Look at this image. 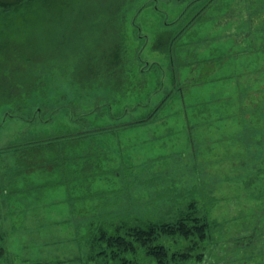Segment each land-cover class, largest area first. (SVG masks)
Wrapping results in <instances>:
<instances>
[{
  "label": "rangeland",
  "instance_id": "1",
  "mask_svg": "<svg viewBox=\"0 0 264 264\" xmlns=\"http://www.w3.org/2000/svg\"><path fill=\"white\" fill-rule=\"evenodd\" d=\"M53 1L22 7L26 17L0 6V80L13 67L20 87L41 88L15 117L0 108V264H106L89 246L101 219L113 234L111 212L175 222L191 204L209 224L194 252L205 257L178 264H264V0ZM151 93L149 107L113 118ZM165 93L171 105L157 121L95 134L94 146L91 137L55 143L58 154L38 152L31 166L12 150L131 121ZM182 102L209 103L189 107L192 130ZM105 103L113 115L106 106L81 117ZM95 147L114 161L101 154L100 175L68 180L73 156ZM129 166L139 176H114ZM136 257L154 263L142 249Z\"/></svg>",
  "mask_w": 264,
  "mask_h": 264
},
{
  "label": "trees",
  "instance_id": "2",
  "mask_svg": "<svg viewBox=\"0 0 264 264\" xmlns=\"http://www.w3.org/2000/svg\"><path fill=\"white\" fill-rule=\"evenodd\" d=\"M129 1L130 0H124L126 6L128 5ZM55 3H57V1H53V0H0L1 7L14 6L15 10H12L11 12H13L12 15H15L17 17L18 16L26 17L27 15L32 13V12H28L30 11V8L22 9V7L31 5L32 7H42L44 9L45 7L48 8L51 6H55L56 5ZM185 32L186 29L183 31L182 34H185ZM170 56H173V52L169 53V57ZM183 59L186 60L187 59L186 56ZM11 69L13 70L11 72L5 71L7 75L10 73L11 77L9 78L7 77L6 79L2 78L0 80V93L5 94V96L7 97L0 100V108L4 107L5 111H8L7 112L8 116L15 117L21 108L28 106V102L23 101V99L28 97V95L30 96L38 93L39 91H41V88L38 83H35L28 90H25L23 87H20V85L26 84L27 82L21 83V82L13 81L12 77H14V73L17 71V69L13 67H11ZM15 69L16 71H14ZM1 70L3 69H0V72ZM85 75L86 74L82 72V77L80 78L84 79L86 77ZM25 76L26 77L25 78L23 77L22 79L23 80L28 79L29 82L30 78L27 77V75ZM18 79L20 80V78ZM108 85H111L108 86L110 87L111 91H116V92L121 91V93L125 94V92L122 91L121 88L119 89L118 86L117 89L115 90L113 84H109L108 82ZM82 89L87 90L88 87L84 85L82 86ZM175 91H173V93ZM177 91L179 90L177 89ZM180 92H182V90H180ZM7 95H12V98L11 99L8 98ZM148 97L149 98L146 102H140L137 100L135 102H132L131 104L127 103L126 106L124 107L125 109H123L121 112H118L119 113L118 116L116 117L113 116V118L117 120L125 116L128 112H133L136 110L142 111L144 108L149 107L153 103V100L151 98L152 93ZM174 97L177 98L178 95L177 96L174 95ZM180 97L182 99L183 94ZM170 99L171 97H168V94L165 93L153 105L154 107L149 113L142 114L140 117L122 124H112L105 127H98L91 130H85L73 134H67L52 139L23 143L21 145H16L13 146V148L12 147L11 148L14 151L17 150L23 151L22 154L23 153L24 154L20 160L26 164L31 162L28 165L31 166L32 162H34L32 160L34 158L36 160L37 159L36 157L40 155L38 152H43L44 154H49L51 156L58 154L62 146L60 144L59 147H56L53 145L55 143L68 141L69 144V142L71 141V142H79L77 144L81 145L83 141H79L78 139H85L86 137L88 138L91 137V139H89L88 142H91L92 145L94 146V141H95L94 137L99 133L102 132L113 133L120 128L139 127L150 123L152 120L155 122L157 121L159 114L163 112L167 107H169V105H171L169 102ZM208 104L209 103L206 102L196 105H187L185 104V102L184 103L182 102L181 105L183 106L184 113L186 114L184 118L185 119L184 127L188 128V130L194 129L193 124H190V120H189L190 116H188L187 113L190 106L193 108L192 111H195V108L197 109L198 107H201L206 111H209V109L207 108ZM106 106L107 107L110 106L111 110L109 111V113L113 115V113L111 112L113 109L112 108L113 105L105 103L98 105L95 109H93L88 113L81 114V117L96 113L97 110L102 109L103 107ZM117 106L119 105L117 104ZM33 117L34 118L32 120L34 121L39 117V115L36 114ZM39 146H49V148L48 149L45 148L38 151L37 148ZM71 148L76 149L77 145H74ZM95 150H96L95 154H93L94 150L92 151L90 150V152L87 155V151L84 148H81L80 154L78 156L77 155L73 156V158L76 161L78 159L80 160L77 161L78 166L70 167L69 165V168L67 167V169L71 170V173L68 175V180H79L81 179L79 175L82 176V178H84L83 180L94 179L95 177L100 175L101 172L100 171L97 172L96 167L98 162L103 163L101 154L102 156H105V158H107L106 163H112L114 161L113 157L107 156V150L104 151L100 147H95ZM40 157L42 158V155H40ZM108 157H109V161H108ZM35 164L40 166V168H42L41 166H43L42 169H46L47 165H49V163L47 162L43 163V165L37 162ZM98 167H100V165ZM124 170L126 173L125 172L122 173L119 171V169H115L113 174L114 176L117 177L126 176L127 179H130L131 177L134 178L139 176L138 174L133 175L134 167L132 166H129ZM190 208H192V204L187 207L186 211L181 212L179 214V217L175 222H164L163 220H159V219L154 220L151 219L149 215L139 217V216H134L138 214H126V216H122L120 214L118 215L111 212V217L113 218L114 221L117 222L116 224L114 223V221L112 223H109V226L113 229L114 233L110 234L106 229V227L102 226L105 221L104 219H101L100 222L97 224L98 228L95 229L97 234L91 236L89 239V246L93 250L91 260L102 257L106 260L105 262L106 264H142L139 262V260L136 257L141 249L144 251L146 256L154 260L153 264H178L184 260H188L193 257H197L199 260H202L205 257V255H203L204 253L200 251L194 255V252L199 251L200 247H202L201 245L205 242L207 238V231L209 224L205 220L198 219L197 217L191 215L192 210H190ZM106 224L108 223L106 222ZM170 240H173L177 246L179 244H182V246L176 251H172L170 246L168 245Z\"/></svg>",
  "mask_w": 264,
  "mask_h": 264
},
{
  "label": "flooded vegetation",
  "instance_id": "3",
  "mask_svg": "<svg viewBox=\"0 0 264 264\" xmlns=\"http://www.w3.org/2000/svg\"><path fill=\"white\" fill-rule=\"evenodd\" d=\"M213 1V0H212ZM216 0H214V2H215ZM228 10H230V8L228 9Z\"/></svg>",
  "mask_w": 264,
  "mask_h": 264
}]
</instances>
